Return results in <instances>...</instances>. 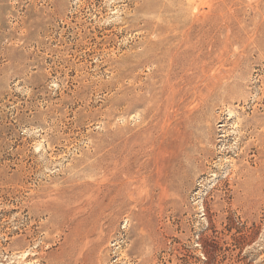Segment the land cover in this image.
<instances>
[{
  "label": "rangeland",
  "instance_id": "obj_1",
  "mask_svg": "<svg viewBox=\"0 0 264 264\" xmlns=\"http://www.w3.org/2000/svg\"><path fill=\"white\" fill-rule=\"evenodd\" d=\"M0 264H264V0H0Z\"/></svg>",
  "mask_w": 264,
  "mask_h": 264
},
{
  "label": "bare ground",
  "instance_id": "obj_2",
  "mask_svg": "<svg viewBox=\"0 0 264 264\" xmlns=\"http://www.w3.org/2000/svg\"><path fill=\"white\" fill-rule=\"evenodd\" d=\"M191 134V133H190ZM184 135H186L185 133H184Z\"/></svg>",
  "mask_w": 264,
  "mask_h": 264
}]
</instances>
